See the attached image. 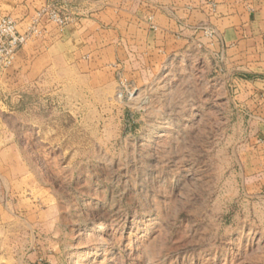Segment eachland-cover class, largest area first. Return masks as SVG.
<instances>
[{"label": "rangeland", "instance_id": "1", "mask_svg": "<svg viewBox=\"0 0 264 264\" xmlns=\"http://www.w3.org/2000/svg\"><path fill=\"white\" fill-rule=\"evenodd\" d=\"M50 8L0 69V264H264L263 89Z\"/></svg>", "mask_w": 264, "mask_h": 264}, {"label": "crops", "instance_id": "2", "mask_svg": "<svg viewBox=\"0 0 264 264\" xmlns=\"http://www.w3.org/2000/svg\"><path fill=\"white\" fill-rule=\"evenodd\" d=\"M46 7L66 10L76 19L85 14L89 28L112 32L126 42L132 38L142 51L197 46L221 52L234 62L235 82L263 89L250 96L261 98L257 110L264 114V74L241 71L248 64L264 70V0H0V14L10 15L20 30ZM201 26L215 31L213 41L198 30ZM10 68L13 71L14 63ZM14 74L6 80H14Z\"/></svg>", "mask_w": 264, "mask_h": 264}, {"label": "built area", "instance_id": "3", "mask_svg": "<svg viewBox=\"0 0 264 264\" xmlns=\"http://www.w3.org/2000/svg\"><path fill=\"white\" fill-rule=\"evenodd\" d=\"M43 15H47L49 19L59 25L65 23V18L61 17L55 9L50 7L38 11L32 20H39ZM31 30H34V27L29 24L26 28L20 30L15 19L10 15L0 14V69L12 64L17 51L32 33Z\"/></svg>", "mask_w": 264, "mask_h": 264}, {"label": "bare ground", "instance_id": "4", "mask_svg": "<svg viewBox=\"0 0 264 264\" xmlns=\"http://www.w3.org/2000/svg\"><path fill=\"white\" fill-rule=\"evenodd\" d=\"M93 233L95 234H102L106 231V226L104 224H99L98 226L96 227H93L92 230H91ZM99 236V235H98ZM85 242V241H84ZM100 243H101V240H100ZM103 244V243H102ZM82 247V246H81ZM97 250H102L101 247H98L96 248ZM98 251V252H100ZM79 258V257H78ZM77 259V258H76ZM81 260H86V259H90V257L86 256V257H80ZM76 264H83V262H77Z\"/></svg>", "mask_w": 264, "mask_h": 264}]
</instances>
